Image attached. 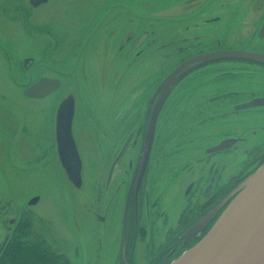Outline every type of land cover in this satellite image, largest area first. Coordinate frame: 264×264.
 Wrapping results in <instances>:
<instances>
[{
	"label": "rangeland",
	"instance_id": "rangeland-1",
	"mask_svg": "<svg viewBox=\"0 0 264 264\" xmlns=\"http://www.w3.org/2000/svg\"><path fill=\"white\" fill-rule=\"evenodd\" d=\"M187 1L190 2L184 5L182 0H49L38 7H31L29 0H0V126L4 125L0 129V184L11 183L19 201L12 202V206H16L15 212H12L17 215L16 222L7 223L6 230L0 232V242L9 236L4 249L17 224L28 221L31 230L48 239L56 252L64 254L71 264H122L128 258L116 255L113 240L108 237L100 244L101 252L98 255L100 241L91 235L96 226L95 211L106 214L109 210L112 216L116 215L127 193L119 195L115 191L118 184H106L108 141L112 140L115 121L119 119V129H122V122L132 112L109 109V105L116 99L114 85L127 66L120 63L123 56L118 55L116 62L112 58L114 52H110L107 58L101 53L107 34L115 24L113 19L120 15L124 22L125 18L124 27L128 30L153 29V36L159 38L152 42L151 47L154 48L157 43L161 45L182 37L192 40L193 36H202L206 31L208 35L200 36L201 42L212 41L264 51V39L259 40L257 36L258 22L264 18V13L261 17L264 0ZM228 3L231 5H226ZM235 13L239 15L235 16ZM212 15L221 18L203 30L208 20L205 18ZM36 24L40 28L37 36L34 34ZM104 27H108L105 34ZM87 32L88 35H95L88 45L90 51L81 59L72 54L74 46L69 45L82 41L81 36ZM181 40L175 44H187ZM117 41V38L114 39L112 47L117 45ZM4 45L8 46L6 50ZM168 47L161 49L168 51ZM53 48L56 49L50 56L48 51ZM9 53L14 55L13 59H10ZM27 53L40 55L39 74H56L55 68L63 70L65 82L61 90L42 98H27L23 95L14 81L17 83L21 78L27 80L24 75L28 73L20 74L14 63L21 65L17 59ZM96 53L99 56L97 58ZM155 53L150 56L158 57ZM93 58L99 59L100 63L95 59L91 63ZM176 59V55H172L170 58L159 57L152 61L148 66V77L158 75L167 64H174ZM47 66H52V70ZM84 66L88 72L87 78L82 74ZM68 70L72 73L70 76ZM139 70L136 67L128 71L127 76ZM28 71L33 73V70ZM10 72L16 76L12 77ZM69 91L77 99L74 133L84 161V184L81 188L70 183L60 163L57 148L55 153L53 147V115L59 97ZM227 91H243L247 94L237 99L233 97L236 100L232 105L227 100L217 98L211 104L213 110L205 107L204 104L211 101L213 93L224 96ZM261 95L264 96V65L218 62L216 67H206L200 79L191 81L182 89L176 110L162 112L155 142L162 149L163 158L162 163L159 162L155 167V173H151L153 183L155 181L152 189L155 194L161 193L164 200H174L166 202L175 215L177 211L171 223L173 227L181 212L193 204L187 202L185 192L193 177L203 174L209 176L210 167L216 163L221 179L237 178L236 185L239 187L261 165L260 157L256 158L250 151L264 148V105L256 110H241L260 103L257 98ZM138 129L143 131L142 128ZM231 136L237 138L232 146L209 150L211 146ZM141 150L140 145L136 146L135 152L131 149L126 162L130 157L137 160ZM245 152L251 154L247 156ZM122 165L125 164L121 162L116 169L118 180L123 175ZM190 165L195 167L194 170L189 171ZM122 187L127 189L128 185ZM31 193L42 195L37 206L23 202ZM207 199L206 196L200 197L202 207ZM161 218H165V215ZM169 226L155 232L158 243H170V237H166ZM112 229L113 225L106 226L107 232ZM205 230L201 228L198 231L197 228L194 234L188 231L180 235L184 244L189 245L201 238ZM145 238V233L139 237L142 249L147 247L150 240L148 236ZM184 249L178 243V250L173 257ZM142 258L148 260V253Z\"/></svg>",
	"mask_w": 264,
	"mask_h": 264
},
{
	"label": "flooded vegetation",
	"instance_id": "flooded-vegetation-1",
	"mask_svg": "<svg viewBox=\"0 0 264 264\" xmlns=\"http://www.w3.org/2000/svg\"><path fill=\"white\" fill-rule=\"evenodd\" d=\"M182 1L185 2L184 5L190 2L187 0ZM197 1L200 2V0H196V2ZM237 2H239V0H237ZM29 3L31 7L34 6L30 0ZM263 13L264 12L262 11L261 17ZM237 14L238 13H235V16ZM216 17L218 18L213 17V15L207 16L205 19L208 18V20L203 25V30H206V28H209L211 24L215 23L216 19L221 18L220 16ZM116 19H118V21L120 19L121 21L120 15L116 17ZM124 22H118L113 30L109 31L105 46L103 45L101 53L103 52L102 55L105 58L109 56L110 48L113 45L112 41L116 36L118 40L116 45L117 48H114L115 52L112 58L117 62V58H119L121 55L123 58L121 59L120 63L122 62L127 65L123 70V74L120 78H118V81L114 85L113 91L116 99L109 105V109L110 111L124 109L132 112L128 113L129 116L124 120V122H122V129H119V119L115 121V128L113 135L111 136L112 140L108 141L109 160L106 163V166H108L106 176L107 186H115L118 184L115 191H118L119 195H122L126 191L127 193L125 199L121 203L120 211L118 210L116 215L112 216L109 210L106 214L102 213L101 211H95L97 216L95 221L96 226L93 228L91 235L94 236L93 238L100 241L99 245L102 244L105 237L113 240V245L116 247V255L120 257L122 255L128 256V258L125 259L122 264H170L185 251L193 247L208 233V231L212 228L215 222L219 219L225 209L238 194L239 187L236 185L238 182L237 178L231 177L229 180H222L219 168H216V163L213 164L210 167L211 174L209 176L203 174L201 176H196V178L193 177L192 182L186 186L185 192L187 193V202H193V204L191 205V208L186 207L181 212L182 214L177 220L176 226L173 227L171 223L177 216V211L175 215V213L171 210L172 207L166 205V202H174V200L166 201L163 199L161 193L155 194L152 189L155 181L153 183V174L151 177V173H155V167L159 165V162L162 163L161 158H163L161 155L163 151L155 142L159 132L158 128L160 126V116L165 110H176V102L179 101L182 89L187 84L191 83V81H197L200 79L206 72V67L212 65L216 67L218 62L224 61H236L243 62L245 64L250 62L262 65H264V63L245 56L234 55L236 53H230L237 50H249L250 48L238 47L234 45H222L218 42L212 43V41L201 42V35H197L196 37L193 36L192 40L182 37L172 42H164L161 45L157 43L154 48L151 47L152 42H156L159 40V38L157 39V36H153V29L148 30L134 28L128 30L124 27ZM263 23L264 18L258 22L257 36L259 40L264 39V36L262 38L259 36L260 28ZM34 34L35 36L40 34V28L38 24L34 26ZM94 35L95 34L92 33L89 38L87 32V34L81 36L82 41H77L70 44L69 46H74V51L72 54L78 55L81 57V59L84 55L87 56L88 52L90 51L88 45L90 43V39ZM203 35L207 36L208 32L204 31ZM178 40L186 41L187 44L182 45L181 43H176V45L175 42ZM138 44L139 46H137ZM4 47L6 50V47L8 46L4 45ZM49 47L50 46H48V48ZM162 47H168L169 50L167 51V49H165L162 51ZM55 49L56 48H53L48 51L50 56L51 52ZM250 50L256 51L255 49ZM155 51V54L158 55V57H154L153 55L150 56ZM72 54L70 57H72ZM172 55H176L177 58L174 64H167L166 68L162 70L161 73L148 77L147 70L152 61H156V59L159 57L170 58ZM9 57L10 59H13L14 55L9 53ZM39 57L40 55L27 53L18 57L17 61H19L21 65H19L17 62L14 63L17 65V71L20 74L24 75L25 73H28L27 75H24L28 78L27 80L24 81L21 78V80H17V83L14 81V83L19 86L23 95L27 98H41L27 96L24 94V91L42 76L57 77L61 80L60 87L46 96L54 95V93H56L58 90H61L64 86L65 81L63 76H65V74L61 69L55 68L56 74H47L46 72L39 74V69L41 68ZM97 57L99 56L96 53V58ZM30 58H32V64L29 67H26L25 63L28 62ZM94 59L95 58L92 59L91 63H93ZM136 67H139V72H131L127 76V72L133 70ZM178 67L181 68L180 74L177 75L170 86H165L169 84V82L166 80L172 71ZM47 68L52 70V66L51 68L47 66ZM24 69H26L27 72ZM28 70H33V73ZM35 72L36 74H34ZM71 74L72 73L69 71L68 75L70 76ZM82 74L84 78H87L88 72L86 71L85 66L82 68ZM10 75L12 77L16 76L14 72H10ZM245 76L246 74L244 77ZM122 89L127 90V92L123 91ZM70 93L73 92L69 91L64 94L63 97L60 96L59 100H62ZM213 94V97L210 98L211 101L208 102V104H204L205 107L210 110H213L211 104L212 102H216L217 98L222 99V101L227 100L229 101V104L232 105L238 96L243 97L247 94V92L240 91L237 93L227 91L224 96H219L223 94H219L217 92ZM251 95H253V92ZM233 97H236V99H232ZM250 108L252 110L258 109L253 106H248L241 110H250ZM53 126L54 131L52 133V138L54 145L53 147L56 153V109L53 115ZM138 128H142L143 131H140ZM0 129H2V125L0 126ZM110 143L112 144L109 145ZM138 145H140L142 148L138 159L134 160L132 157H130L128 162H126L130 150L132 149L135 152L136 146ZM250 152L254 153L256 158L260 157L261 161L259 164L264 162V148L259 150L255 149ZM250 154L251 153L247 152L244 153V155L247 156ZM121 162L125 165L121 166V172L123 175L121 179L118 180L116 178V169L118 168V164ZM252 165L254 166V164ZM171 168L172 167L168 169V172L171 170ZM194 168L195 167L193 165L188 167V169H190L189 171L194 170ZM131 173L132 176L130 177ZM125 184L128 185L127 189L122 187V185ZM186 184L187 182H185V185ZM154 195L156 197H154ZM201 196H206L208 198L203 207L200 204ZM111 202H115V200H112ZM1 205L2 204H0V227H4L1 225V223L4 224L8 221L6 217L8 214V209L6 206H8V204L5 205L4 208H2ZM164 215L165 218L160 219V216ZM15 219L16 218H13L11 222ZM16 220L13 222H16ZM203 220L204 222L199 224ZM108 224L113 225V229L110 232L106 231V226ZM197 224L199 226H197ZM166 226H169V229L166 231V237H170V243H158L155 232L158 229ZM207 227L208 229L205 230ZM197 228L198 231L201 228L205 230L204 235L201 238H198L197 241H192L189 245L184 244L185 242H183L184 240L182 234L188 233V231L189 234H194ZM144 233L146 234V238L148 236L150 240L147 242V247L142 249L140 247L139 237H141ZM180 233L182 234L180 235ZM193 238L194 237L192 236V239ZM189 240L188 242H190ZM178 243L181 247H185V249L180 251L176 257H173L175 251L178 250ZM99 252H101V245L100 249H98V255ZM147 253L148 260H144L142 256ZM137 257H139V259Z\"/></svg>",
	"mask_w": 264,
	"mask_h": 264
},
{
	"label": "water",
	"instance_id": "water-1",
	"mask_svg": "<svg viewBox=\"0 0 264 264\" xmlns=\"http://www.w3.org/2000/svg\"><path fill=\"white\" fill-rule=\"evenodd\" d=\"M48 1L30 0L34 6H39ZM226 5H231V3ZM252 10H254V7ZM251 15H253L252 12ZM113 20L115 24L111 30L119 22L116 18ZM108 27H104L103 34H105ZM259 33L260 38H262L264 36V23ZM114 39H116V36ZM113 43H115L114 40ZM111 48L110 52L113 53L115 52L114 48H117V46H111ZM230 53H236L234 55L245 56L264 63V52L237 50ZM97 61L100 63L99 59ZM31 64L32 58L25 63L26 67ZM180 72L181 68L179 67L172 71L166 80L169 84L165 86H170ZM60 84V78L42 76L34 84L27 87L24 94L30 97L42 98L57 90ZM257 101L260 103L250 106L259 108V106L264 105V96H259ZM76 111L77 99L74 93H70L59 100L56 108L55 145L60 163L69 178L68 180L81 188L84 184V161L79 149V142L74 133ZM3 127L4 125H2ZM14 135L16 134L14 133ZM236 142V137H227L220 143L211 146L209 150H221L232 146ZM238 191V194L208 233L170 264H264V162L239 186ZM41 198V194L31 193L23 202H27L29 206H37L41 202ZM12 202H19L14 195L13 185L11 183L0 184V204H2V208L8 204L6 206L8 209L7 223L11 222L13 218L17 219V215L12 214V212H15L16 207L14 204L12 206ZM9 216H11L10 219ZM13 221L11 223H14ZM203 222L204 220L199 224ZM7 223H1L4 227H0V232L6 230ZM197 226L199 225L197 224ZM8 239L9 236L0 242V256Z\"/></svg>",
	"mask_w": 264,
	"mask_h": 264
},
{
	"label": "trees",
	"instance_id": "trees-1",
	"mask_svg": "<svg viewBox=\"0 0 264 264\" xmlns=\"http://www.w3.org/2000/svg\"><path fill=\"white\" fill-rule=\"evenodd\" d=\"M17 225L0 256V264H71L64 254L56 252L48 239L32 231L28 221Z\"/></svg>",
	"mask_w": 264,
	"mask_h": 264
}]
</instances>
